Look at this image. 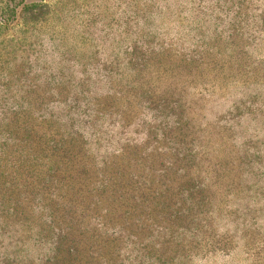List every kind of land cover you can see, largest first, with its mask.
<instances>
[{"label":"trees","instance_id":"1","mask_svg":"<svg viewBox=\"0 0 264 264\" xmlns=\"http://www.w3.org/2000/svg\"><path fill=\"white\" fill-rule=\"evenodd\" d=\"M246 127L264 0H0V264H264Z\"/></svg>","mask_w":264,"mask_h":264},{"label":"rangeland","instance_id":"2","mask_svg":"<svg viewBox=\"0 0 264 264\" xmlns=\"http://www.w3.org/2000/svg\"><path fill=\"white\" fill-rule=\"evenodd\" d=\"M243 124H244V122H241L240 125L238 126V128H241V126H242ZM234 125H235V132L237 133V124L234 123ZM244 125H245V124H244ZM245 131H246V132H245ZM241 133L246 134V135H248V134H253V135H256V136L260 137L261 139H264V131H263V130L260 131V130H258L257 128H254V127H246V128H244V129L242 130Z\"/></svg>","mask_w":264,"mask_h":264}]
</instances>
